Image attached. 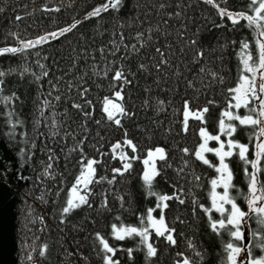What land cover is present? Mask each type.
I'll return each instance as SVG.
<instances>
[{
	"label": "trees",
	"instance_id": "1",
	"mask_svg": "<svg viewBox=\"0 0 264 264\" xmlns=\"http://www.w3.org/2000/svg\"><path fill=\"white\" fill-rule=\"evenodd\" d=\"M112 3L0 0V49H23L0 55V264H105V255L112 254L105 253L99 237L116 249L113 259L119 264H176L182 254L194 264H230L226 245L242 243L224 229L211 228L212 220L223 218L211 207V180L218 173L193 153L202 142L201 127L218 134L221 113L232 97L228 89L245 74V51L256 57V41L264 40L246 21L233 25L222 18L215 4L254 14L250 0H121L116 8ZM104 4H109L106 11L90 15ZM73 24L70 32L59 34ZM53 32L55 38L49 35ZM41 36L48 39L33 47L21 43ZM245 42L248 50L243 49ZM117 70L131 83L113 81ZM121 88L124 99L116 102L131 115L118 116V126L107 120L102 102ZM185 101L194 110L209 108L206 125L190 118L188 130H183ZM233 111L249 114L244 108ZM233 123L238 127L230 138L249 144V159L254 158L253 130ZM228 138L221 134V139ZM125 139L137 145V152L126 146L122 151L140 159L121 161V150L112 151ZM217 144L209 142L211 147ZM156 147L166 150L167 162L157 161L161 175L152 191L184 201L174 198L166 209L152 213L162 214L175 230L174 244L167 233L158 236L147 219L148 209L159 201L147 194L143 159ZM206 156L218 163L214 154ZM89 159L99 161L96 178L106 179L82 192L90 206L63 213L71 186ZM124 162H131L132 169L115 173ZM227 162L235 185L230 194L246 211L245 164L237 156ZM113 225L148 227V241L139 236L118 240ZM249 227L250 232L258 227L254 218ZM261 239L250 238V243ZM147 243L157 249L156 256H147ZM261 254L254 248V256Z\"/></svg>",
	"mask_w": 264,
	"mask_h": 264
},
{
	"label": "snow or ice",
	"instance_id": "2",
	"mask_svg": "<svg viewBox=\"0 0 264 264\" xmlns=\"http://www.w3.org/2000/svg\"><path fill=\"white\" fill-rule=\"evenodd\" d=\"M209 4H214L215 0H207ZM121 0H115V3L111 4V7L116 8L120 5ZM109 4H104L101 8H96L91 16H98L102 10H107ZM218 9V14L223 18L227 17L231 20L232 24L235 25L240 21H246L249 27H254L258 30L259 36L264 37V0H250L249 7L254 14H248L246 12H232L225 8H221L219 4H215ZM2 11V10H0ZM17 20L21 17L17 16ZM76 27L75 24L61 29L60 35L65 32H70L72 28ZM51 37L55 38L57 33L53 32L49 34ZM48 39V36H41L35 41L21 42L24 48L33 47L36 44H40ZM258 47V53L256 57H253L250 51H245L243 58V67L245 73L241 74L239 81L234 88H229L228 92L232 94L231 99L228 101L227 108L221 113V119L219 120V131L218 134H211L208 132L206 127H201L199 129V136L202 138V142L198 145L197 149L193 153L195 158L209 167L214 168L218 173L216 179L211 180V200L212 209L221 213L222 217L218 220H212L211 228L214 231H219L224 229L228 231L231 237L236 241H244L245 234L242 231V227L249 226V221L255 219L258 227L256 229H251L250 236L251 239L255 240L256 237L260 236L262 239L256 244H234L228 243L226 249L228 251V260L230 264H264V180L260 179V174L264 173V40L257 39L256 41ZM250 47L249 43L245 42L243 44V49L248 50ZM23 51L22 48L16 47H5L0 49V55L4 53H16ZM159 51V50H158ZM203 55V53H199ZM144 66L141 65V68ZM47 73H45L46 75ZM3 73H0L2 76ZM107 75V73H105ZM113 81L123 82V84H130L131 81L128 80L123 70H117L114 72ZM87 91V90H85ZM124 95L123 90H117L114 92L113 97H104L102 102V110L106 114L107 120L114 122L115 125H121V119L118 116H128V113L122 103H117L116 101H123ZM235 101V103H233ZM258 102V103H257ZM87 103L91 104V101ZM209 103H214L210 101ZM75 107L80 108L81 105H75ZM247 109V115H239L233 111V109ZM209 112V108L206 106L202 109H192L190 107V102L185 101L184 104V119H183V130L186 132L189 127V119H195L200 121L202 124L207 123L205 119V114ZM90 113H85L89 115ZM238 121L239 125L250 126L252 131V137L255 139L254 147V158L249 159V144L240 143L231 139L233 133L237 131L238 125L233 123ZM99 123V121H97ZM221 134L229 137L227 140L221 139ZM127 133L125 132V136ZM250 137V139L252 138ZM210 141H216L218 143L217 147H209ZM128 147L133 154L137 152V145L133 143L130 139H125L123 142H117L112 146V151H120L119 159L121 161H132L140 159L137 155L129 156L127 153L122 151V148ZM185 154L189 153V149L184 148L182 150ZM207 153H212L218 158V163L213 164L206 156ZM237 156L239 160L243 161L245 164L244 171L248 179V194L244 197L248 211H244L239 204L236 202V197L230 194V190L235 189L233 181V171L230 167L228 161L229 158ZM157 161L167 162L166 150L162 147H156L154 149H149L146 153V157L143 159V164L145 165L144 171L142 173V180L144 185L148 189L149 196L157 197L159 203L156 204V208L148 209V221L150 226L154 229L158 236L164 237L167 233L166 239L171 243H175L174 237L171 234L174 229L168 228L165 223L164 216L161 214L157 219L152 215L156 209H166L168 207L167 201L172 199H178V196H169L166 194H158L152 191L153 182L157 176H160V170L157 167ZM99 161L96 159H89L84 165V170L81 171L80 175L76 177L75 183L71 186L70 197L67 200V206L63 208V213H70L75 209H79L83 205H89L87 193L82 194L85 189L89 188V185L93 183H98L100 179H106L101 177L96 178V167ZM187 163V162H185ZM251 167L252 171H248V167ZM133 165L131 162H124L122 168H115L113 171L123 175L124 172H128L132 169ZM199 179V177H197ZM112 183V181H108ZM222 188L221 192L216 189ZM239 192V190L237 189ZM181 204L184 203L183 200H179ZM225 205H230V207H225ZM90 206V205H89ZM103 206V205H102ZM201 207H203L201 205ZM206 212H211V209L206 208ZM211 218V217H210ZM113 233L116 239L123 241L126 237L139 236L143 237L142 242H147L149 238L148 227L138 228L133 226L120 227L117 228L116 225L112 226ZM99 236V234H97ZM105 255V264H119L118 260L113 259V255L116 252L114 247L109 245L108 240L103 237H99ZM47 245H45V249ZM254 248H259L262 252L260 256H254ZM129 254H131L132 249H128ZM242 253H247L246 257H241ZM41 256L44 255L42 251ZM157 255V249L152 243H147V256L154 257ZM183 264H190L187 258L184 259Z\"/></svg>",
	"mask_w": 264,
	"mask_h": 264
},
{
	"label": "rangeland",
	"instance_id": "3",
	"mask_svg": "<svg viewBox=\"0 0 264 264\" xmlns=\"http://www.w3.org/2000/svg\"><path fill=\"white\" fill-rule=\"evenodd\" d=\"M245 74H248V75H250V73H245ZM118 103V102H117ZM229 139V138H228ZM218 146V144L215 146V147H217ZM209 147H211V146H209ZM218 192H221L222 191V188H217L216 189ZM225 207H230V205H225ZM246 211H248V209L246 210ZM155 217V216H154ZM157 219L159 218V217H156ZM242 231L244 232V234H245V240L244 241H241V243H242V245H244V244H249L250 243V238H251V236H250V227L249 226H245V227H242ZM247 256V253H242L241 254V257L243 258V257H246ZM178 258H180V259H177V261H176V264H183V261H184V259L185 258H187L188 260H189V262H190V264H194V263H192L191 262V260L186 256V255H184V254H182L180 257H178Z\"/></svg>",
	"mask_w": 264,
	"mask_h": 264
}]
</instances>
